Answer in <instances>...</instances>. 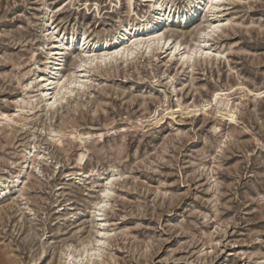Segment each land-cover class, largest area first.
<instances>
[{"label":"rangeland","instance_id":"1","mask_svg":"<svg viewBox=\"0 0 264 264\" xmlns=\"http://www.w3.org/2000/svg\"><path fill=\"white\" fill-rule=\"evenodd\" d=\"M160 1L171 6L163 32L211 55L182 66L177 52L166 58L171 44L81 69L89 49L115 50L122 25L152 18L149 0H133L136 16L126 0H0V113L15 118L0 121V264H65L82 243L99 255L72 264H262L264 95L247 89H264V0L213 11ZM180 11L197 17L181 22ZM207 22L219 27L198 35ZM53 45L69 46L59 70L81 85L18 121L22 98L36 105V82L24 84L53 65ZM217 91L234 120L217 114ZM165 107L181 110L155 125Z\"/></svg>","mask_w":264,"mask_h":264},{"label":"bare ground","instance_id":"2","mask_svg":"<svg viewBox=\"0 0 264 264\" xmlns=\"http://www.w3.org/2000/svg\"><path fill=\"white\" fill-rule=\"evenodd\" d=\"M223 1L224 0H195V6L194 7H195V9L202 10V11L205 9L209 10V11H213V10L218 9L223 4ZM126 5L128 7L129 12L133 13L136 16V13L134 12V9H133V0H126ZM148 7H149V9H151L152 18L150 20H147V19L143 20L142 18L144 16H137V21L139 20L140 23H135L133 25L127 23V24L122 25V27L119 29V31L116 34L115 39H114L115 40L114 46H113V49H115L114 51L108 52L106 49L102 53L97 54L96 52H93L94 49L92 48V49L88 50V52H92V53L87 55L85 57L86 59L80 58V61L83 62V64L86 66V65H90L95 60L100 61L102 58L109 57L113 53H120V55L113 57L112 60H117V58L120 57V58H124V61H128L132 58V56L134 55V53L136 51L139 52L141 49H144V52L147 54H149V52H151V53L153 52V57H155L156 54L154 52L163 51V50H164V52H166L168 50V49H166V47H168L169 45L172 44V47H170V49H169L170 51L167 54L166 58L168 60H170L172 57H174L175 52H177L179 54L177 62L180 63V65L184 66L188 62H190L192 59L191 58V59L186 60V59H184V57L185 56L192 57L193 50H195L196 55L202 54V52L205 51V48L202 49V47H200L199 44L197 43L199 40H197V42H195L193 45L184 44L180 40H178L177 38H173L172 36L166 35L165 32H163L165 26H167V27L171 26L168 23V21L171 18V13H170L171 6L169 4H167L166 2L164 4L160 0H149ZM176 14H177V17L179 18V20L181 22L184 21L185 23L188 22L190 19L197 17V14H193L191 16V18L186 19L184 17V15H186V12H184V11L177 12ZM179 14H181V18L179 17ZM214 26H216V28L219 27L217 25H213L212 22H207L206 26H204L202 29L199 30L198 35H201V33H204V32H208L209 29L213 28ZM72 40H73V37H72ZM133 41H135L137 43L133 44ZM83 44L85 45L86 42H84ZM104 44H105V46H104L105 48H106V46L109 45L107 40L104 41ZM181 46L184 47L183 48L184 51H182V52H180ZM59 47L60 46L53 45L50 48L52 51L51 54L56 55V57L54 58L55 62L54 63L51 62L53 65L51 67L45 68L44 71H46V73L44 74L42 72H38V73H36V76L33 79L28 80L24 84L25 89H28L29 87L32 86L33 82H36V88L37 89L34 90V92L37 93L34 95V97H35L34 100L36 101V105L32 104L31 100H24L22 98V103L24 104V106H19V108H17L16 111L20 112L17 115V117L21 113L26 114L27 108L29 110H32V109L34 110V108L42 102H45V104L43 105L44 111L45 110L51 111V109L54 108V106L60 100L64 99L66 97V95H68L69 93L72 92L71 86H73L75 84L81 85V83L79 81H77L78 76H75L73 71H71L68 74H65L59 70V67L63 65L61 58L63 57L62 56L63 53H65L64 50L66 51L67 49H69L68 48L69 46H67L65 48H59ZM121 49H123V52H120ZM54 50H57V51L54 52ZM82 52L85 53L87 51L82 49ZM49 54H50V52H49ZM32 58H33V56H32ZM45 58L48 59L51 57L50 56L48 57V55H46ZM106 60L107 59H105V61ZM47 63H49V61ZM76 66L81 67V64H76ZM45 75H47V78L45 77ZM36 78H39V81H37ZM247 90L250 93H252L254 96H259L261 93H264V89L261 91L260 90L253 91L252 89L248 88ZM223 96L224 95L222 93H220L219 91L214 92V94H213V101L215 103L214 105L216 106V112L222 118H227L228 120H234L235 113H234V107L232 105V100H231V98H229V96H224V97ZM29 99H31V98H29ZM35 101H34V103H35ZM53 104H54V106H53ZM158 110L156 109L152 113V117H154L153 122L155 123V125L158 124L159 122H161L163 120L164 116H166V115L173 116L174 114H176V112L180 111L181 108L177 107L175 110H172V109L168 110V107H165L163 109V113H160V111L158 112ZM0 116L2 117V118H0V121H2L3 119L5 121L6 120H12V121L15 120V118L13 116H11L10 114H8L6 112H1ZM149 117H151V116H149ZM17 120L18 121H24V120L26 121V117H24V116L18 117ZM56 134H59V132ZM85 136H86V138H89L92 135L89 133L86 135H82V134L78 135L80 140H82ZM100 136H101V134H100ZM28 154H30V151ZM36 155H37V157L35 156L36 157L35 159L37 160L39 154L37 153ZM31 157L32 156L28 155L26 160L29 161V159H30L33 161V158H31ZM84 157H85V154L83 152H81L78 156L77 161L82 162L84 160ZM113 175L114 174H112L110 176L111 178L108 180L113 179ZM2 183H3V181H0V186L2 185ZM98 211H101V210L99 209ZM100 233L101 232H99V234ZM96 237H97V239H95L96 243L101 242V240L99 239V238H101V236L96 235ZM86 246H87V253H88L87 255H89L91 252H94V251L98 252L99 247L97 245L93 244V245L88 246L87 244L82 243L81 249L74 248L71 251L69 248H67V250L65 252H63L62 258L64 260V263L65 264H72V262L77 263L80 259H82V257L85 256L84 252H85ZM90 255H92V254H90ZM69 257H72V261L68 260ZM261 262H262V264H264V259ZM11 264H15V263H11Z\"/></svg>","mask_w":264,"mask_h":264},{"label":"snow or ice","instance_id":"3","mask_svg":"<svg viewBox=\"0 0 264 264\" xmlns=\"http://www.w3.org/2000/svg\"><path fill=\"white\" fill-rule=\"evenodd\" d=\"M215 30H216V26H214L213 28L209 29L208 32L201 33V35H202V36H208V35H210V33L214 32ZM136 43H137V42L133 41V44H136ZM120 52H123V49H121ZM117 55H120V53H113V54H112L111 56H109V57L102 58V59L100 60V63H104L105 59L110 60V59H112L113 57H115V56H117ZM202 55L207 56V55H211V53H207V52H205V53H202ZM195 56H196V52H195V50H193L192 57L185 56L184 59H186V60H187V59H191V58H194ZM84 67H85V65H84V64H81V69H83ZM62 83H63V82H62ZM260 95H264V93H261ZM53 106H54V104H53ZM111 182H112L111 180L108 181L109 184H111ZM104 195H105V196H108V195H110V193L105 192ZM98 207H100V208H104V207H106V205L101 204V205H99ZM104 235H106V233H104V232H101V233H100V236H104ZM100 243H102V241H101ZM84 254H85V257H87V254H88V253H87V246L85 247V252H84ZM98 255H99V252H97V251L92 252V256H93V257H96V256H98ZM71 259H72V257H69V260H70V261H71Z\"/></svg>","mask_w":264,"mask_h":264}]
</instances>
